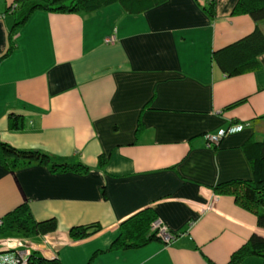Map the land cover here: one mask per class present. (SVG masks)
Segmentation results:
<instances>
[{"label": "crops", "instance_id": "1", "mask_svg": "<svg viewBox=\"0 0 264 264\" xmlns=\"http://www.w3.org/2000/svg\"><path fill=\"white\" fill-rule=\"evenodd\" d=\"M21 1L0 0V141L89 170L0 166V219L28 201L38 221L58 223L46 234L0 233V252L86 264L148 208L172 240L107 251L93 264H228L264 235L238 200L253 175L244 145L264 139V50L257 65L229 74L242 60L234 44L258 26L264 33V21L236 11L239 0H214L213 15L210 0H166L140 14L120 3L36 9L11 42L19 14L10 9ZM228 127L236 130L210 146L206 135ZM92 222L99 232L71 237Z\"/></svg>", "mask_w": 264, "mask_h": 264}, {"label": "trees", "instance_id": "2", "mask_svg": "<svg viewBox=\"0 0 264 264\" xmlns=\"http://www.w3.org/2000/svg\"><path fill=\"white\" fill-rule=\"evenodd\" d=\"M166 0H22L17 5L14 13L18 19L14 23L10 37L13 42V35L17 27L22 25L30 13L36 9H46L57 12H93L98 9L107 7L114 3H120L127 12L131 14H140L163 4ZM236 11L248 13L256 23L264 21V0H239ZM211 15L214 14V1L210 2L208 8ZM12 47V46H11ZM234 47L242 49V60L230 75L240 74L247 69L257 65V55L264 50V33L258 26L253 33L242 38L234 44ZM16 119L15 126H19ZM139 131V128H138ZM216 145L213 146L215 148ZM245 154L252 164L253 175L251 180L244 183V187L238 200L248 208L255 209L258 215L260 227H264V139H249L244 145ZM46 164L54 172H88L89 167L81 161L77 162H60L53 160L50 155L40 150H25L17 148L7 142L0 141V166L15 173L26 163ZM102 164L103 159L100 161ZM233 181L223 182L221 188L229 185ZM107 198V193L104 191ZM157 217L155 212L148 208L130 217L122 223L119 237L108 247L97 250L86 264H93L95 258L102 253L116 249L140 248L152 241H162L165 238L161 234V225L154 226ZM0 224V233L7 231H18L24 234H46L54 232L58 228L55 218L38 221L31 210L28 201H24L14 210L8 212L2 218ZM98 222L84 224L71 229L70 235L74 239L87 238L101 230ZM167 227V226H166ZM168 232H170L168 230ZM171 234V233H170ZM172 235V234H171ZM173 238V237H172ZM170 239V241L172 240ZM4 253V252H3ZM15 253V252H5ZM15 255V254H14ZM254 255L264 258V235L256 232L252 235L248 243L237 250L228 264H239L246 256ZM29 264H64L59 256H45L38 252H31Z\"/></svg>", "mask_w": 264, "mask_h": 264}, {"label": "built area", "instance_id": "3", "mask_svg": "<svg viewBox=\"0 0 264 264\" xmlns=\"http://www.w3.org/2000/svg\"><path fill=\"white\" fill-rule=\"evenodd\" d=\"M214 1V0H210ZM17 8V5L11 6L10 11L13 12ZM114 39L111 37L106 38L107 42H111ZM236 130V127H228V128H222L216 133H210L206 135V138L210 144V146L218 145L221 141V139L229 132H234ZM160 225V224H158ZM162 230V225H161ZM167 230L168 228L165 226L163 227V231ZM165 239H171L172 235L168 232V234L162 235ZM15 254V255H14ZM29 251L24 252H15V253H0V264H29Z\"/></svg>", "mask_w": 264, "mask_h": 264}, {"label": "rangeland", "instance_id": "4", "mask_svg": "<svg viewBox=\"0 0 264 264\" xmlns=\"http://www.w3.org/2000/svg\"><path fill=\"white\" fill-rule=\"evenodd\" d=\"M159 222H160L159 220H158V221L156 220V221L154 222V226H157V227H158V226H159V225H158V224H159ZM160 223H161V222H160ZM0 224H2V220H1V219H0ZM163 227H165V225H164V224H162V230H161V234L164 232V231H163ZM165 231L167 232L166 234H168V231H167V230H165ZM169 233H170V232H169ZM162 235H163V234H162ZM164 240H165L166 242H169V241H170V240H169V239H167V238H166V239H164ZM0 253H3V252H0Z\"/></svg>", "mask_w": 264, "mask_h": 264}, {"label": "bare ground", "instance_id": "5", "mask_svg": "<svg viewBox=\"0 0 264 264\" xmlns=\"http://www.w3.org/2000/svg\"><path fill=\"white\" fill-rule=\"evenodd\" d=\"M166 233H167V232H166V231H164L162 234H163V235H165Z\"/></svg>", "mask_w": 264, "mask_h": 264}, {"label": "water", "instance_id": "6", "mask_svg": "<svg viewBox=\"0 0 264 264\" xmlns=\"http://www.w3.org/2000/svg\"><path fill=\"white\" fill-rule=\"evenodd\" d=\"M41 221H43V220H41Z\"/></svg>", "mask_w": 264, "mask_h": 264}]
</instances>
